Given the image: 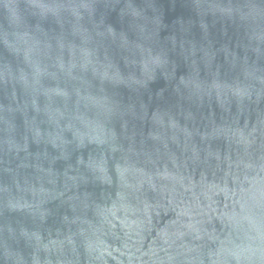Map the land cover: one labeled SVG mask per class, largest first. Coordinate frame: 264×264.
Returning <instances> with one entry per match:
<instances>
[{
	"label": "water",
	"instance_id": "water-1",
	"mask_svg": "<svg viewBox=\"0 0 264 264\" xmlns=\"http://www.w3.org/2000/svg\"><path fill=\"white\" fill-rule=\"evenodd\" d=\"M0 264H264V0H0Z\"/></svg>",
	"mask_w": 264,
	"mask_h": 264
}]
</instances>
